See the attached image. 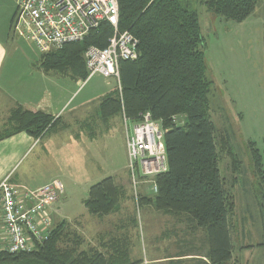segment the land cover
<instances>
[{
	"label": "trees",
	"instance_id": "16d2710c",
	"mask_svg": "<svg viewBox=\"0 0 264 264\" xmlns=\"http://www.w3.org/2000/svg\"><path fill=\"white\" fill-rule=\"evenodd\" d=\"M261 0H202L207 11L225 20L243 21ZM119 30L138 40V57L119 63V81L124 113L137 120L149 112L165 131L167 171L155 177L157 193L141 197L166 215L186 216L192 226L205 233L206 263L228 264L232 260L228 201L224 181L218 170L215 127L209 114L210 82L204 57V38L198 14L183 0H117ZM13 19V16H12ZM10 21V26L12 23ZM113 35L112 27L102 23L79 42L61 50L40 55L44 73L51 71L71 78L87 79L84 51L105 48ZM118 89L100 100L101 118L121 114ZM175 116L183 119L176 122ZM57 118L41 111L11 109L0 140L20 132L41 139L56 125ZM229 143V141H227ZM251 171L259 178L257 194L264 208V151L248 144ZM227 155L231 172L237 174L240 161L229 144ZM125 190L111 177L91 185L83 206L89 214L102 218L118 211ZM65 222L58 223L48 240L29 253L10 254L0 248V264H133L119 240L101 244L99 249L79 250L78 237L69 245ZM264 247V243L259 245ZM182 255H177L176 258Z\"/></svg>",
	"mask_w": 264,
	"mask_h": 264
},
{
	"label": "rangeland",
	"instance_id": "374dc122",
	"mask_svg": "<svg viewBox=\"0 0 264 264\" xmlns=\"http://www.w3.org/2000/svg\"><path fill=\"white\" fill-rule=\"evenodd\" d=\"M183 1L197 12L204 38L203 53L208 66L206 76L210 82L209 114L215 127L218 170L232 205L228 218L233 251L228 264H264V247L259 246L264 243V208L257 194L259 178L251 171L247 151L249 143H253L261 154L264 151V3L259 10L237 22L208 12L202 0ZM15 7L14 0H0V20L7 21L5 12L15 11ZM9 37L15 41L13 45L23 51L11 57L23 76L22 81H27V72L40 70L43 73L35 47L17 39L11 30ZM46 75L57 81V103L63 97L66 100L70 92L75 93L82 84L80 78H71L70 74L51 71ZM115 84L112 78L93 75L70 98L60 122L40 142L44 145L50 137L52 147L49 148V157H43L32 165L27 176L33 183L31 187L35 188L38 182L47 179H56L63 184L64 194L56 203L60 216L54 214L53 224L55 227L64 221L68 233L66 243L72 245L77 236L79 250H101V244L119 240L129 253L128 262L133 264H168L160 262L161 259L188 253L195 248L204 253L205 233L202 229L191 228V220L186 216L166 215L151 203L144 204L141 200L136 208L131 196V202L122 201L117 212L102 218L89 214L83 206L82 200L91 185L112 175L116 178V174L127 179L125 142L119 126L112 119L107 121L110 126L99 128V133L96 131V137L91 141L84 134L71 143L64 140L70 139L71 133L77 134L80 124L71 123L70 128L64 131L63 124L71 112L74 111L73 115L78 117L84 113L81 108H76L80 102L99 94L105 95ZM60 87H64L63 93ZM88 103L91 107L92 103ZM175 117L176 122L183 119ZM228 144L240 161L239 172L235 175L231 172V160L227 155ZM128 186L129 179L123 184L125 190H129ZM189 233L196 235L194 239L197 241L193 240L196 243H191Z\"/></svg>",
	"mask_w": 264,
	"mask_h": 264
},
{
	"label": "built area",
	"instance_id": "2783aa9c",
	"mask_svg": "<svg viewBox=\"0 0 264 264\" xmlns=\"http://www.w3.org/2000/svg\"><path fill=\"white\" fill-rule=\"evenodd\" d=\"M11 33L35 47L40 55L61 50L82 41L102 23L109 24L113 35L105 48L88 47L84 51L87 78L100 75L117 83L120 102L119 63L138 57V40L119 30L117 0H14ZM121 120L127 152V174L134 205L141 197L157 193L155 177L167 171L165 131L149 112L137 120ZM147 189V190H145ZM149 192V193H148ZM64 194L63 184L54 179L28 189L15 185L7 176L0 181L1 249L10 254L29 253L46 242L54 229L56 203Z\"/></svg>",
	"mask_w": 264,
	"mask_h": 264
},
{
	"label": "crops",
	"instance_id": "0c3cea01",
	"mask_svg": "<svg viewBox=\"0 0 264 264\" xmlns=\"http://www.w3.org/2000/svg\"><path fill=\"white\" fill-rule=\"evenodd\" d=\"M263 3L264 1L261 0V2L256 7V9L259 10L260 8L259 6H261V4ZM5 14L8 17L7 21L0 20V33L2 34L0 35V132L6 126L7 118L9 116L11 109H13L16 105L21 106L25 110L41 111L46 114H50L51 116L57 118V122H56L57 125L61 120L62 114L65 112L64 111L62 113L64 108L67 107L70 98L79 90V88H81L86 83L88 79L84 81L82 80L81 82L82 84L78 86V89L75 93L70 92L69 95L68 92L67 95L69 96L66 100L64 99V97L61 98L60 100L61 103L59 102L60 104L57 103V96L55 94V91L57 89V84H56L57 81L54 77L47 76L46 73L43 72L44 73L43 74L42 72H40V70H34L32 73L27 72L28 79L27 81L23 82L22 81L23 76L19 74V72L16 69L17 68L16 65L12 63L13 59L11 58L23 52L20 51L18 47L13 45L15 41L12 42L10 40L11 36L9 37L10 21L12 19L14 11L10 9L9 13L5 12ZM8 45H11L12 48L9 49L10 47ZM39 59H40V54H39ZM21 73H23V71ZM78 81L79 80L75 81L77 82L76 85L79 84ZM60 89H61V93L65 91L64 87H60ZM116 89H117V83L115 84V86H113L111 90H109L108 93ZM105 95L99 94L93 96L90 100H86L85 102H80L76 106V108H81L84 111V113L81 114L80 117H78L77 115L76 116L73 115L74 111L71 112L72 114L68 116L67 122L63 124L62 130L64 131L69 129L71 123H75L76 125V123L79 122L80 126L79 128H77V134L75 133L74 135L73 133H71V135L69 136L70 139L65 138L64 140H69L70 141L69 143H71V141L79 140L80 134H84L86 135L87 140L91 141L92 138L96 137L95 135L96 131L99 133V128L101 129L105 128L106 125H109V122L107 121L111 119L113 120V123L115 125L119 126V132L120 134L121 133L123 134V138H124L121 114L115 115L107 120L101 118L99 114L98 106L100 104L101 98ZM88 102L92 103L91 107L88 106L89 104ZM52 130L53 128L50 131ZM79 130H82V133L81 132L79 133ZM50 131L48 133H50ZM46 134L41 139L37 140L30 137L24 132H20L8 138L0 140V181L3 178L9 176L10 181L13 184L24 186L28 189H35L53 180V179H47L41 183L38 182V184L35 185L36 187L32 188L31 186H33V183L31 181H28L27 178V176L30 174L29 171L32 165H34V163L36 162L38 163V160L43 157H49L50 154L49 148L52 147V141H51L52 138L49 137V140L47 141L46 144L44 145L40 144V142L46 136ZM124 169L126 170L127 179H125V176L123 177L117 174L116 176L117 177L119 176L118 178L117 177L115 178L112 174H111L112 176L109 177L113 179L116 185L121 186L125 190L123 184L126 182V180L128 181V174H127L126 166ZM127 188H129V186ZM129 191L130 189L125 190L126 197L123 201L126 203L131 202L130 200L131 195ZM55 209L57 215H59V211L57 210V208ZM193 227L194 226H192L191 224V228ZM195 232L196 231H194V233ZM1 233L2 231H1V222H0V237H1ZM189 234L188 237L190 238L191 243H196L194 242L197 241V239H194L196 235L193 233H189ZM231 243H232V238H231ZM3 246H5V243H1L0 241V248H2ZM205 246L206 247L204 253H201L199 249L195 248L191 252L184 254H177V255H182L179 258H176L177 256L176 255L173 257L163 258L161 259V261L160 260L159 261L167 262L168 264H203L207 262L205 258L207 252V244Z\"/></svg>",
	"mask_w": 264,
	"mask_h": 264
}]
</instances>
